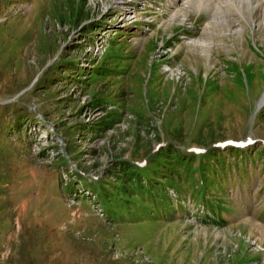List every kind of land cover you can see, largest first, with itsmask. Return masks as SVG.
<instances>
[{
	"label": "rangeland",
	"instance_id": "rangeland-1",
	"mask_svg": "<svg viewBox=\"0 0 264 264\" xmlns=\"http://www.w3.org/2000/svg\"><path fill=\"white\" fill-rule=\"evenodd\" d=\"M243 1L0 0V264H264Z\"/></svg>",
	"mask_w": 264,
	"mask_h": 264
},
{
	"label": "bare ground",
	"instance_id": "bare-ground-1",
	"mask_svg": "<svg viewBox=\"0 0 264 264\" xmlns=\"http://www.w3.org/2000/svg\"><path fill=\"white\" fill-rule=\"evenodd\" d=\"M183 1L188 4V7L193 8V7H208L210 8L212 14V21L209 23L211 25H216L218 22L220 23H225L227 21L226 19H221L219 17H216V13L220 8H234L236 10H241L242 6H244V1L242 0H178ZM248 3L251 2V0H247ZM255 6L258 7V9L261 11L263 10L264 6L261 5L260 0H255ZM251 3H254L253 1ZM240 4V6H239ZM264 104H261V106Z\"/></svg>",
	"mask_w": 264,
	"mask_h": 264
},
{
	"label": "built area",
	"instance_id": "built-area-1",
	"mask_svg": "<svg viewBox=\"0 0 264 264\" xmlns=\"http://www.w3.org/2000/svg\"><path fill=\"white\" fill-rule=\"evenodd\" d=\"M102 50H104V46L100 43L99 40L98 44L94 47V52L99 55L103 52Z\"/></svg>",
	"mask_w": 264,
	"mask_h": 264
}]
</instances>
